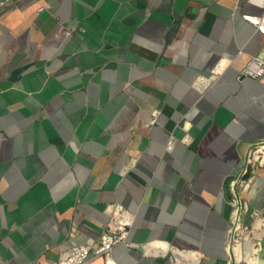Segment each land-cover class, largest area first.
<instances>
[{
	"label": "crops",
	"instance_id": "0c3cea01",
	"mask_svg": "<svg viewBox=\"0 0 264 264\" xmlns=\"http://www.w3.org/2000/svg\"><path fill=\"white\" fill-rule=\"evenodd\" d=\"M245 17L264 19V0L0 5L2 264L97 241L115 203L134 216L115 264H172L167 247L264 264V169L230 185L264 141V76H242L264 35ZM234 195L248 207L236 235Z\"/></svg>",
	"mask_w": 264,
	"mask_h": 264
},
{
	"label": "built area",
	"instance_id": "2783aa9c",
	"mask_svg": "<svg viewBox=\"0 0 264 264\" xmlns=\"http://www.w3.org/2000/svg\"><path fill=\"white\" fill-rule=\"evenodd\" d=\"M246 21L253 24L257 31L264 35V19L256 17H245ZM226 67L218 64L211 73V78L216 80L221 76ZM242 76L259 79L264 76V57L251 58ZM155 122V120L153 121ZM258 168L264 169V141H258L250 145L249 153L243 160V165L237 179L231 182L232 191L235 186H240L243 191H248L251 184L257 177ZM230 223L232 235L244 232L242 224L243 216L247 212V204L241 196L231 199ZM255 219L261 220L255 214ZM134 224V216L129 213L122 205L115 203L109 215L105 230L97 241H89L72 247L61 254L59 259L53 264H86L89 260L96 257H103L106 264H115L113 260V249L119 245L127 244L130 230ZM231 235V236H232ZM165 254L169 257L172 264H199L201 257L190 250H183L176 247H167ZM0 264H2L0 260ZM32 264H40L38 262Z\"/></svg>",
	"mask_w": 264,
	"mask_h": 264
},
{
	"label": "water",
	"instance_id": "95a60500",
	"mask_svg": "<svg viewBox=\"0 0 264 264\" xmlns=\"http://www.w3.org/2000/svg\"><path fill=\"white\" fill-rule=\"evenodd\" d=\"M8 0H0V5L4 4Z\"/></svg>",
	"mask_w": 264,
	"mask_h": 264
},
{
	"label": "rangeland",
	"instance_id": "374dc122",
	"mask_svg": "<svg viewBox=\"0 0 264 264\" xmlns=\"http://www.w3.org/2000/svg\"><path fill=\"white\" fill-rule=\"evenodd\" d=\"M257 222H258L257 224L260 225L259 223H261V220H260V221L258 220ZM262 222H264V221H262ZM258 225H257V226H258Z\"/></svg>",
	"mask_w": 264,
	"mask_h": 264
},
{
	"label": "bare ground",
	"instance_id": "6f19581e",
	"mask_svg": "<svg viewBox=\"0 0 264 264\" xmlns=\"http://www.w3.org/2000/svg\"><path fill=\"white\" fill-rule=\"evenodd\" d=\"M238 254H239V253H238ZM240 256H241V255H240ZM240 256H239V258H240ZM239 258H238V259H239Z\"/></svg>",
	"mask_w": 264,
	"mask_h": 264
}]
</instances>
